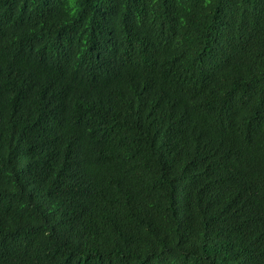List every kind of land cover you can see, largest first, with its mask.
<instances>
[{
    "label": "trees",
    "instance_id": "1",
    "mask_svg": "<svg viewBox=\"0 0 264 264\" xmlns=\"http://www.w3.org/2000/svg\"><path fill=\"white\" fill-rule=\"evenodd\" d=\"M0 264H264V0H0Z\"/></svg>",
    "mask_w": 264,
    "mask_h": 264
}]
</instances>
